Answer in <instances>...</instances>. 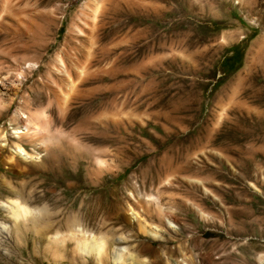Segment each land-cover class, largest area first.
Returning a JSON list of instances; mask_svg holds the SVG:
<instances>
[{
	"label": "rangeland",
	"instance_id": "374dc122",
	"mask_svg": "<svg viewBox=\"0 0 264 264\" xmlns=\"http://www.w3.org/2000/svg\"><path fill=\"white\" fill-rule=\"evenodd\" d=\"M262 68L264 0H0V264H95L53 258L70 215L147 262L264 264ZM63 72L88 80L64 109ZM21 107L46 147L7 142Z\"/></svg>",
	"mask_w": 264,
	"mask_h": 264
},
{
	"label": "bare ground",
	"instance_id": "6f19581e",
	"mask_svg": "<svg viewBox=\"0 0 264 264\" xmlns=\"http://www.w3.org/2000/svg\"><path fill=\"white\" fill-rule=\"evenodd\" d=\"M257 63H262V62H258V60H257ZM28 66H29V64H28ZM259 66H260V64H259ZM66 70H67V68L65 67V71ZM63 73H65V72H63ZM65 74H64L65 77L61 80V82H63L62 85L64 84V86H65V90H63L60 87V84H58L57 82L54 81L55 79L51 81L53 88L48 89L50 94L54 95V94H56V92H58L59 95L62 97V100L59 103V107H62L63 109H64V107L68 108V104L71 100V97H73V95H75V93L78 91V88L80 86L86 85L88 83L87 82L88 80L83 79L84 77L83 78L80 77L82 74L80 76H78L77 78L73 77L72 74H69V73L68 74L65 73ZM48 78L50 79V77H48ZM58 82H59V79H58ZM0 85L2 86L3 89L4 88L6 89L8 86L12 85L11 82H9L8 75L0 76ZM78 93H79V91H78ZM24 98H22V99H24ZM19 114H21L26 119V124L23 123L25 125H19L18 121H17V116H14L10 120V123L13 125V128H12L13 132H12V134H10V136H7V142L10 143L11 141H13L11 139L15 138L14 139L16 141L15 144H16L17 148L19 150H21L22 140L24 138L25 139L28 138V139H30L29 141H33V142L36 141L37 142V143L35 142L37 148L40 149V148L46 147L47 146L46 143L48 140H50V138H48V136L46 134L47 129L45 127L43 128L42 123L40 122L42 115L33 114L30 110H25L22 107L19 108ZM43 117H44V115H43ZM3 131H5V130H3ZM47 132H48V130H47ZM18 155H20V154L15 153V155H14L13 152L10 153L8 156L5 157L7 160V163H11L12 165L14 163H17L18 162V158H17ZM12 192H8V193L11 196H13V198L8 203H2L5 211H7V214L9 215V217L11 218L12 221H14L15 223L16 222L19 223L20 220L25 221V223H26V221L38 222L41 220L40 219L41 217L45 218L46 213H44L40 210L30 208L29 206H27L28 204H25V201L22 200L23 198L21 199V197L19 195L20 193L15 194ZM32 197H34L35 199H44V198L47 199V198H49V195L47 192H45L41 196L32 195ZM82 218H86L90 222L93 220L97 221V223L99 225H101L102 227L105 226V221L102 220L103 218L100 220H97V218H95L94 216L93 217L90 216L89 209H86L85 217H82ZM80 219L77 218L76 216H71V215L68 216L66 218L65 222H63L64 232L57 231L53 238L48 239L49 240V244H48L49 246L48 247L52 248L53 258L55 257L58 260L60 257L58 250L61 248H64L69 243L72 245V251H73V254L75 256H77V257L83 256V257H89V258L91 257L95 264H108V263L109 264H162L163 261H160V260H154V261H149V262H147L145 260H140L138 257L128 253L126 248H120V246L118 245V244H120V240L119 241L118 240L117 241L116 240H109V238H107L103 235H97V234L90 232V230L84 228L81 225ZM52 220H54V219L52 218ZM49 222H50V220H48L44 224V226H45L44 229L48 226ZM55 226H56V224H55ZM61 226L62 225L60 224V227ZM1 229H3V228H1ZM44 229H42V230H44ZM34 231L38 234L40 233V230H38V229H35ZM39 238H40V236H39ZM140 244H141L139 246L140 252H142V253L150 252L149 246L146 245V243H140ZM68 258L72 259L73 257H68ZM62 259H63V257H62ZM71 259H70V261H71ZM165 264H171V263L165 262ZM172 264H178V263L173 262Z\"/></svg>",
	"mask_w": 264,
	"mask_h": 264
}]
</instances>
